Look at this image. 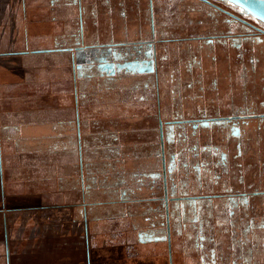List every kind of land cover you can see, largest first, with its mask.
<instances>
[{
	"label": "flooded vegetation",
	"instance_id": "obj_1",
	"mask_svg": "<svg viewBox=\"0 0 264 264\" xmlns=\"http://www.w3.org/2000/svg\"><path fill=\"white\" fill-rule=\"evenodd\" d=\"M47 6L44 53L90 110L75 142L95 229L129 223L166 264H264V22L227 0Z\"/></svg>",
	"mask_w": 264,
	"mask_h": 264
},
{
	"label": "crops",
	"instance_id": "obj_2",
	"mask_svg": "<svg viewBox=\"0 0 264 264\" xmlns=\"http://www.w3.org/2000/svg\"><path fill=\"white\" fill-rule=\"evenodd\" d=\"M47 5L48 0H0V13L3 6L8 8L13 16H17L18 20L12 26L13 35L22 36L25 44L32 41L27 38L28 34H33L36 39L37 37L42 38V36L48 37V46V40H54L53 45L51 47L47 46L46 50L54 47L55 43L60 42L56 39L58 31L53 32L51 30L50 33L48 32L49 22L53 20L48 15ZM5 12L7 11L4 10L3 16ZM31 12L37 14V17L35 16L36 18L31 23L26 21V25L23 27L27 13L31 14ZM5 17L3 19L6 21L7 18L5 19ZM21 17L24 19L23 22ZM30 26L34 28V31L29 30ZM6 33L8 36L11 34L6 29L4 30L3 23L0 22V36H4ZM34 48L43 53L40 46L36 45ZM1 51H6V48L1 46L0 57L16 54L15 52ZM30 62H32L31 59ZM29 66L32 67V64ZM4 68L0 65V71ZM21 69L28 71V63L21 66ZM10 70H15V67ZM26 74L32 76L29 72H26ZM20 84V80L14 77L0 76V88L2 89L17 88ZM22 87H25V85H22ZM54 91L57 95V88ZM75 91L71 110H69V103L64 101L63 98L60 102L58 101V97H60L58 96L54 100L55 107L45 106V109L39 111L27 106L29 103H33L35 99L31 98L28 101L25 98L21 101L20 98L15 97L13 99L10 95L1 96L0 91V264H47V261H44L43 256H41L42 253L51 255L58 253L57 250L59 249L71 250L73 256L71 262L65 261L68 259L66 256L63 258L64 261L57 264H96L97 246L107 245L100 238L98 241L96 239L98 237L96 235L97 230L95 229L93 211L88 207V198L84 197L85 201L87 200L86 204L80 202L83 201L78 188L80 168L77 163L79 162L77 155L80 149L76 148L75 139L78 128L79 131L82 129V134L85 132L84 128H81V122L83 127H85L84 122L86 127L88 126V113L90 110L87 106L85 109L82 108L84 109L82 111L81 105L82 103L86 104V98L80 97L79 89ZM21 102H23L22 107L14 105ZM53 183L56 186L54 194L50 190ZM18 184H22L29 196L37 201L52 199L61 201L58 204L55 203V208H52V210L56 213L64 212L63 209L58 208L64 205L68 211L66 214L71 217L72 227L67 229L66 235L65 230L60 232L64 233V237L74 236L75 234L80 236L82 232L81 235L86 238L83 240H68L63 237L61 240L56 238L55 240H45L40 236L39 239L36 237L21 239L22 237L32 236V231H38L39 234L43 232L44 236H49L47 231L51 229L50 226L52 224L57 226L60 222L58 219L54 223L50 220L33 221L17 218L13 203L16 200ZM69 197L71 200H68ZM38 208L42 210L36 212L41 215L46 212L48 206L38 205L36 208L31 209ZM98 222H101L102 227L99 228V234L111 230L110 228L107 229L103 220ZM80 224L83 227L82 231L79 230ZM25 230L30 234L25 235ZM90 232L95 237L92 241L87 240V235ZM17 244L24 249L17 250ZM123 244L119 243L118 247H123ZM116 261L125 264L119 257L113 260V264H117Z\"/></svg>",
	"mask_w": 264,
	"mask_h": 264
},
{
	"label": "rangeland",
	"instance_id": "obj_3",
	"mask_svg": "<svg viewBox=\"0 0 264 264\" xmlns=\"http://www.w3.org/2000/svg\"><path fill=\"white\" fill-rule=\"evenodd\" d=\"M1 13H0V22L3 23L4 30L6 29L11 34L8 36L7 33L4 36H0V48L1 46L6 48V51L15 52L16 54L11 55H5L0 57V65L4 66V69H1L0 76H11L14 77L17 80H20L21 84L17 88H0L1 96L2 95H10L13 97V99L20 98L21 101L25 98L30 101L31 98L35 99L33 103H29L27 106L35 108V110H42L45 109V106H54L55 107V98L58 97V101L60 102L61 98H63L64 101H67L70 105L69 110L72 108V100L74 98L75 86L73 83V73L72 69L70 68V65L68 62L64 59H58L54 53L52 54H45L44 50L48 46L47 38L46 37H37L33 34H28L27 38L31 39L32 41H28L26 44L23 41L22 36L16 35L14 36V32L12 29V26L14 25L15 21L18 20L17 16H13V13L6 7H1ZM6 10L4 16L3 12ZM3 16V17H2ZM7 16V17H5ZM37 17V14L27 13L26 19L24 20L23 17H21V21L23 23V27L26 25V21L28 23H31V21ZM5 17L6 21L3 19ZM19 30H21L19 28ZM29 30L34 31V28L30 26ZM51 30L58 31L59 32V25L55 22H49V28L48 32L50 33ZM18 32V31H17ZM16 32V33H17ZM38 35V34H37ZM39 36V35H38ZM49 46L51 47L54 43V40L49 39ZM25 44V45H24ZM38 45L40 48H42V52H38L40 50H35V46ZM27 48V50H25ZM38 49V48H37ZM1 51V52H6ZM9 53V52H8ZM7 54V53H6ZM30 59L32 62H30ZM28 60V62H27ZM28 63V71H25L24 69H21V66H24V64ZM32 64V67L29 66ZM15 67V70H10L11 68ZM25 71V72H24ZM26 72L30 73L32 76H29L26 74ZM22 85H25V87H22ZM57 88V95H55L54 89ZM85 88V87H84ZM89 89V88H88ZM84 94L88 91H85ZM90 94V91H89ZM99 96L102 95V92L98 93ZM49 98V100H48ZM26 100V101H27ZM21 103H15L14 105L17 107H22ZM88 104H82V108H87ZM82 109V111L84 110ZM82 120V119H81ZM84 122V121H83ZM134 120L132 119L129 121V123H133ZM85 127L82 126L81 122V128H84V135L87 132L86 129V123L84 122ZM88 133V132H87ZM129 133V135H128ZM127 133V139L133 138L135 135L130 134L131 131H128ZM126 139V140H127ZM56 186L53 183L52 187L50 186V190H52L53 194L55 192ZM17 196L15 197L16 200L14 201V206L16 208V215L19 219H31L33 221H40L50 220L51 222H56L55 220L58 219L60 223L52 224L51 229L47 232L49 233V236H44V233H38V231H32V236H26L22 237L21 239H28L36 237L37 239L42 237V239H49V240H55L56 239H63L62 230L66 231L68 228L71 229L72 227V221L71 217L66 214L68 211L65 209L66 207L63 205L61 207H58L60 209H63L64 212H53L52 208H55V203H60L61 201H54L48 200V201H37L33 197L31 198L29 196V193L25 191V187L22 186V184L17 185ZM65 198V196L63 195ZM59 199V198H58ZM68 200H71L69 197ZM30 205V206H28ZM38 205H45L48 206V209L44 214H41L36 212L37 210H42L40 208L38 209H31L36 208ZM43 213V212H41ZM124 221V220H123ZM124 225V224H122ZM138 225V224H137ZM79 230L82 231L83 227L82 224L79 225ZM98 227H101V222L98 223ZM107 227V226H106ZM108 229V228H107ZM121 230V232H120ZM40 232V231H39ZM82 233V232H81ZM77 236L76 234L74 236H65L64 239L68 240H83L86 237L83 235ZM30 234L27 230H25V235ZM57 234V235H56ZM99 230H97L96 235L98 236L96 239L97 241L100 240L107 243L105 246L102 244L101 246H97L96 249V264H113V260L117 259L118 257L124 262L125 264H166V260L164 259L163 254L155 257V251L160 250L163 251L162 247H157L155 245V242H146L143 243L140 241H137L135 232H133L131 226L126 225L124 227L114 228V230H106V232H101L99 235ZM44 237V238H43ZM93 234L87 235V240L92 241ZM119 243H124L123 247H118ZM23 245V244H22ZM117 245V246H116ZM116 246V247H115ZM115 247V248H114ZM17 250H23L24 248L17 244ZM23 248V249H22ZM58 253L55 254H43V260L47 261V264H57L62 261H64L63 258L66 256L68 257L66 262L72 261L73 253L71 250L66 249H59ZM64 252V253H63ZM117 262V261H116ZM117 264H120V262H117Z\"/></svg>",
	"mask_w": 264,
	"mask_h": 264
},
{
	"label": "water",
	"instance_id": "obj_4",
	"mask_svg": "<svg viewBox=\"0 0 264 264\" xmlns=\"http://www.w3.org/2000/svg\"><path fill=\"white\" fill-rule=\"evenodd\" d=\"M264 22V0H227Z\"/></svg>",
	"mask_w": 264,
	"mask_h": 264
},
{
	"label": "trees",
	"instance_id": "obj_5",
	"mask_svg": "<svg viewBox=\"0 0 264 264\" xmlns=\"http://www.w3.org/2000/svg\"><path fill=\"white\" fill-rule=\"evenodd\" d=\"M88 129H89V126L86 127V131H87V132H88ZM87 132L85 133V135H87ZM86 139H87V138H86ZM84 201H85V199L83 198V201H82V200L80 201L81 204H86V201H87V200H86L85 202H84Z\"/></svg>",
	"mask_w": 264,
	"mask_h": 264
},
{
	"label": "bare ground",
	"instance_id": "obj_6",
	"mask_svg": "<svg viewBox=\"0 0 264 264\" xmlns=\"http://www.w3.org/2000/svg\"><path fill=\"white\" fill-rule=\"evenodd\" d=\"M1 176V175H0Z\"/></svg>",
	"mask_w": 264,
	"mask_h": 264
}]
</instances>
